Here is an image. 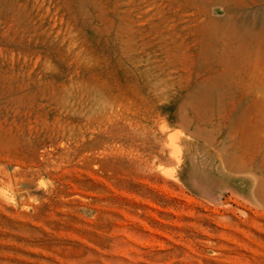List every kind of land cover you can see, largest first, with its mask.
Listing matches in <instances>:
<instances>
[{"label": "rangeland", "instance_id": "374dc122", "mask_svg": "<svg viewBox=\"0 0 264 264\" xmlns=\"http://www.w3.org/2000/svg\"><path fill=\"white\" fill-rule=\"evenodd\" d=\"M263 30L264 0H0V264H264V53L220 63Z\"/></svg>", "mask_w": 264, "mask_h": 264}, {"label": "bare ground", "instance_id": "6f19581e", "mask_svg": "<svg viewBox=\"0 0 264 264\" xmlns=\"http://www.w3.org/2000/svg\"><path fill=\"white\" fill-rule=\"evenodd\" d=\"M211 24V23H210ZM243 29V28H242ZM234 30H230L229 32V43L233 41V38H234V35H233V32ZM253 31V30H252ZM240 34V33H239ZM209 39V38H208ZM224 41V40H223ZM235 42L237 43L235 46V49L233 50V52H231L230 54H228V57L225 59H221L220 63L228 68V69H231V68H235L236 66L237 67H240L241 64L245 61H249L250 57L249 55H253L255 51L257 52H261V53H264V30L261 32H259L257 34V36L252 39L251 41H243V40H235ZM229 43H227L228 45H230ZM261 53H259L261 55ZM264 56V55H263ZM262 56V57H263ZM253 59V58H251ZM250 62V61H249ZM245 64V63H244ZM246 65V64H245ZM247 66V65H246ZM250 69L252 68L251 66H249ZM247 69V68H245ZM238 70V69H237ZM261 70V69H260ZM259 70V71H260ZM232 71V70H231ZM257 71V70H256ZM260 73V72H259ZM248 74V73H247ZM261 74V73H260ZM258 78V77H257ZM262 78V77H261ZM252 79H255L254 76L251 77V80ZM254 81V80H253ZM262 81V80H261ZM257 82V81H256ZM209 83V82H207ZM256 84V83H255ZM251 85V83L249 84ZM257 86V85H256ZM254 86L251 88L252 91H256V90H259V91H263V88H261V86ZM199 87V86H198ZM205 91V90H204ZM264 92V91H263ZM200 95H203V93H201ZM202 97V96H201ZM242 119H239L237 121H233L231 122V124H233L234 126H237V129H238V126H242ZM16 176V175H15ZM15 179V178H14ZM16 180V179H15Z\"/></svg>", "mask_w": 264, "mask_h": 264}]
</instances>
